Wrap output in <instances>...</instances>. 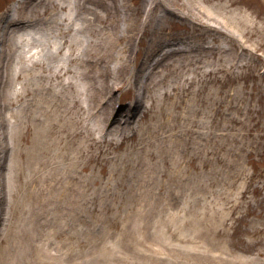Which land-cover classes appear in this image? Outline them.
<instances>
[{
    "label": "rangeland",
    "instance_id": "374dc122",
    "mask_svg": "<svg viewBox=\"0 0 264 264\" xmlns=\"http://www.w3.org/2000/svg\"><path fill=\"white\" fill-rule=\"evenodd\" d=\"M194 1L191 5L180 1L172 4L174 14L165 21L158 19L155 11L141 15L149 29L144 33L145 42L123 39L114 45L113 60L108 65L113 69L120 62L126 63L127 75L125 83L115 78L114 70L109 75L108 84L118 88L114 87L105 98L101 95L103 102H110L108 116L119 107L122 116L129 112L125 105L131 100L134 87L127 83L130 85L133 77L140 82L146 80L149 60L174 49L182 53L178 56L186 58L182 67L171 66L170 62L167 65L170 59L157 66L154 79L164 75L163 82L153 85L152 77L149 79L151 90L145 111L137 115L139 121L129 118L127 125L125 118L121 119L120 127L126 136L117 145L104 137L97 142L88 140L92 154L88 158L75 153L84 143L83 151L88 155L83 136L70 138L63 151L48 150L47 155L57 163L76 156L78 171L72 176V193L78 198L83 192L74 205L73 222L61 221L65 231L54 237L57 248H62L65 233H69L74 243L68 246L67 239L65 248H78L77 251L101 245L105 248L108 240H119L116 248H138L133 255L136 264H171L174 249L180 251V264H264V0ZM56 4L50 0H0V68L8 67L11 61L17 64V54L28 53L36 43L34 37L43 36L51 44L65 38L64 49L53 57L48 53L34 54L40 49L35 47L25 58L31 63L29 67L32 63L36 67L41 60L44 67L70 68L60 77L50 79L47 75L38 80L59 90V99L64 92L72 98L75 84H83L86 89L92 81L79 59L68 64V57H80L79 49L83 50L87 43L76 47L72 35L77 28L69 31L67 25L77 27L82 20L88 28L80 29L81 36L91 42L107 35L110 28L108 22L98 21L93 15L95 10L103 15L95 4L87 6L89 12L81 10L76 19ZM118 4L123 19L141 0H118ZM207 5L217 13L219 23L195 15L197 8ZM75 8L79 13L77 5ZM17 21H26L29 33L22 31L21 39L13 42L9 32L13 28L7 35L4 31L6 23ZM58 22L65 25L59 26ZM96 26L94 34L92 27ZM206 45L212 46L214 53L203 50ZM88 48L92 45L88 44ZM13 53L15 59H10ZM189 58L194 60L189 63ZM1 73L0 84L7 90V68ZM8 104L6 100L0 103V136L7 130L6 120H14L20 114L11 115L17 104ZM24 109L31 114L37 110ZM106 116L100 118L101 124L107 122ZM27 117L30 122L34 120ZM62 118L76 123L92 119L79 103ZM129 127H137V131L130 135L133 130L129 131ZM21 130L25 131L24 127ZM25 132L28 135L30 128ZM16 145L22 149L27 146L21 139ZM66 151L72 154L64 156ZM23 164L22 158L20 165ZM43 168L45 165L40 164ZM84 183L87 185L83 188ZM138 220L140 223L132 230ZM51 241L48 239L47 243ZM131 258L124 264H131Z\"/></svg>",
    "mask_w": 264,
    "mask_h": 264
},
{
    "label": "bare ground",
    "instance_id": "6f19581e",
    "mask_svg": "<svg viewBox=\"0 0 264 264\" xmlns=\"http://www.w3.org/2000/svg\"><path fill=\"white\" fill-rule=\"evenodd\" d=\"M50 1L54 4L57 3V6L61 5L60 8L67 11L68 15L72 16L71 19H76L82 13L81 10L89 12L88 5H97L103 11V15L100 12L98 14L96 12L97 10L93 12V15L95 14L98 21L108 22L110 32L107 35L104 34V36H101L100 39L94 42L90 40L84 41L81 36L83 31H80V29L86 30L85 28L88 27L83 26L82 20L81 22H77L79 24L77 27L67 25L69 31L77 28L76 32L72 35L76 47L80 48L82 43H87V47L82 46L83 50L79 49V52L82 53L80 57L75 55H71L70 58L68 57V64L70 65L73 60L77 61L79 59L78 63H81L88 70L87 76L92 83L86 89L83 84H75L73 87L76 92L72 98L68 97L69 93L63 91L64 93L60 96L61 101L59 104L57 102L60 100L58 98L60 91L56 90L54 86H45L38 79L41 78L44 80L47 75H49L48 78L50 79L60 77L64 72H68L70 68L64 69L63 66L44 67V62H41V60H38L39 64L36 67H34L33 63L29 67L31 63L25 57H27L28 53H32L30 49L35 47L37 49L40 47V49L37 52L34 51V54L37 53L39 56H42L48 53L47 55L49 57H53L55 53L64 49L67 39L63 38L59 42L55 41L51 44L43 36L34 37L33 39L36 40V43L29 47L27 50L28 53L17 54V64L11 61L8 67L7 65L6 67L2 65L0 68L1 71L7 68L10 76V79L8 78L7 90H5V86H2V83L0 84V103H4L6 100L9 103L8 105L17 104L15 112L11 115L20 113L14 120H6L5 126L7 130L6 132L3 131L5 134H3L4 138L3 135L0 136V150H3V152H0V264H124L127 259L129 262L131 257L134 262L131 264H136L133 255L137 252L138 248H131L130 251H128V248H116L119 240L111 243L108 240V244H106L107 248L101 245L98 248H83L77 251L78 248H65L67 245L72 247L74 243L71 234L65 233L66 237L63 239L65 241L61 243L62 248L54 246V237H60V231H65L63 223L61 222L62 219L67 220L69 224L70 220L73 222L74 205L78 203V199L81 200L83 192L80 191L81 193L78 198L72 193L74 187L72 184V176L75 171H78L77 166H75L78 163L76 156L72 160V153L66 151L64 156L71 155V157L64 163H57L47 154L48 150L55 148H61L60 151H63L67 149V141L70 138L83 136L85 138L84 141L87 143L86 153L88 155L84 154V143L78 147L75 153L88 158L92 156L88 150V140H96L97 142L101 140V137H104L110 143L117 145L118 143L115 142L116 134L119 133L122 137L126 136L120 127L121 119L125 118L124 122L127 121V125L130 123L129 118L139 121L137 115H140V113L142 115L145 111L148 98L147 94L151 90L148 82L149 79L152 77L153 85L163 82L164 75H161L160 79H154L153 73L157 66L163 64L165 59H170L167 65L170 62L171 66L175 67L177 65V67H182L184 66L183 62H186V58L184 55L178 56L182 53L178 49H174L169 54L165 53L157 59L153 58L149 60L147 64L148 71L145 74L146 80L140 82L141 79L133 77L130 85L127 83L129 87L132 85L134 87L131 100L125 105L129 112L124 113L122 116L119 107L115 113L113 112L108 116L110 102L104 101L105 104L103 105L104 102L102 101L101 95H104L105 98V94L111 92L114 87L118 88V86L108 84L109 75L116 74L115 78H120L118 80L124 83L127 75L126 63L120 62L113 69L108 65V62L113 60L114 45H117L123 39L133 41L135 38H138L139 42L144 43L146 37L144 33L148 32L149 29L147 28L148 23L142 19L143 15H148L155 11L156 17L165 21L171 19L172 14H174L170 8L172 4L180 1L183 5L185 3L191 5L195 1L151 0L149 3H143L144 0H141V4L136 5L132 9L131 14L123 19L119 14L118 0ZM81 1L84 3L81 4ZM64 2H67V4ZM76 5L79 13L76 11ZM209 6H200L202 9L197 8L195 15L198 18H205L211 21V23H219L220 18L217 13L210 10ZM74 11L75 14L72 13ZM63 20L65 21V19ZM94 21L97 22L96 20ZM122 21H125L123 22L124 28L121 25ZM26 23V21L24 24L20 21L13 22L12 24L6 23L4 33L7 35L8 31L13 28L9 32H12L11 38L15 42L18 40V37L23 36L21 35L22 31L23 34L24 32L26 34L29 33V25ZM58 24L59 26L62 24L65 25L63 22H58ZM214 25L211 26L213 27ZM92 28L94 30L93 33L96 34L98 26ZM152 39L156 42L155 36ZM149 43L152 44L151 41ZM88 44L92 45V48H88ZM212 48V46L206 45L203 50L214 53ZM137 52H141V49H138ZM170 55L177 56L171 57ZM13 56L15 59L14 53L13 55L11 54L10 59ZM187 60L190 63L194 59L189 58ZM196 60H198V57ZM113 70L115 72L111 74ZM2 75L1 73L0 76ZM35 80H38V82L32 84L31 82ZM16 82H19V87L15 85ZM52 85L55 84L53 83ZM45 90L49 92L48 95L45 92L42 94ZM154 101L155 98L151 100L148 110ZM77 103L85 111L90 113L92 119L89 122L85 123L81 121L76 123L71 118L68 121L63 120L62 115L69 113ZM24 107H34L37 110L35 114H31ZM21 109L22 111L20 112ZM118 115L121 116L118 117ZM27 116L34 120L30 122V120H27ZM105 116L107 122L105 123L103 121L101 124ZM115 123L119 125H115ZM22 127H24L25 131L30 128L28 135H25L26 132L21 130ZM135 130L137 131V127H129V131H132L131 134ZM98 132L100 135H98ZM29 135H33V137L28 139L27 137ZM110 137L112 138L110 139ZM17 139L24 140L27 146L22 149L20 145L18 148L16 145ZM2 142H4V146ZM63 146L65 149L62 148ZM22 158L24 162L23 166L20 165V159ZM40 164L45 165L46 169H40ZM84 167H86V164H84ZM36 185L40 186L36 189ZM86 185L87 183H84L83 188ZM138 223H140L139 220L134 224V227H131L132 230L138 226ZM107 236L105 230L104 241L107 240ZM48 239L50 241L52 239L53 241L48 244ZM118 239L122 240L121 238ZM174 251H171V264H180L178 258L180 251L179 249H174ZM156 252L159 251L156 250ZM117 258L118 261L115 262Z\"/></svg>",
    "mask_w": 264,
    "mask_h": 264
},
{
    "label": "clouds",
    "instance_id": "9594fccd",
    "mask_svg": "<svg viewBox=\"0 0 264 264\" xmlns=\"http://www.w3.org/2000/svg\"><path fill=\"white\" fill-rule=\"evenodd\" d=\"M129 134H131V132H129ZM98 135H100V133L98 132ZM112 137H110L111 139ZM122 135H120L119 133L116 134V138H115V142L119 143L122 140Z\"/></svg>",
    "mask_w": 264,
    "mask_h": 264
}]
</instances>
